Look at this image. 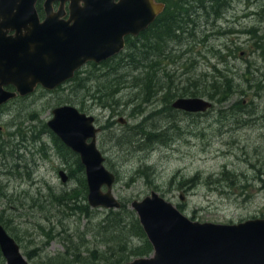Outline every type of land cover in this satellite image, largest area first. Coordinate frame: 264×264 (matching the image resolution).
Segmentation results:
<instances>
[{
  "label": "rangeland",
  "instance_id": "374dc122",
  "mask_svg": "<svg viewBox=\"0 0 264 264\" xmlns=\"http://www.w3.org/2000/svg\"><path fill=\"white\" fill-rule=\"evenodd\" d=\"M223 40L214 42L213 53H206L204 62L200 55H192V63L162 65L151 81L148 76L144 78L141 92L129 88L131 84L123 79L127 71L112 70L114 64L95 70L85 66L74 80L56 90L38 87L32 94L0 107V215L11 222L9 226L0 225L5 226L3 229L29 264H44L45 259L62 253L61 240L64 242L72 233L75 238L71 247L79 248L81 258H88L85 248L96 245L104 252L103 258L118 256L116 248L104 247L105 239L97 234L96 227L107 210L88 206L93 211L86 219L68 215L64 207L57 209L47 201V193L71 189L82 198L73 159L53 144L49 135L33 140L51 118L50 111L62 105L94 117L101 129L97 148L105 159V168L116 177L112 194L127 210L132 211L133 201L154 191L192 221L238 224L264 219V62L251 51L253 46H242L244 57L236 51L228 58L229 64L222 65L219 61L228 56L221 46ZM184 45L190 46L186 42ZM213 65L217 67L211 69ZM117 72L122 80L112 93L111 82ZM205 74L207 77L201 76ZM212 75H224L232 81L234 92L227 102L219 105L204 91L205 97H196L213 106L203 114L189 115L169 108L174 96L196 88L199 82L209 85ZM159 81L167 90L172 83L170 91L162 89L158 93ZM154 90L157 93L146 102L145 92ZM101 96L106 97L103 102L95 100ZM236 102L242 107L229 111ZM146 118V131L157 132L158 139L149 141L153 142L149 145L131 141L118 146L117 138L123 141L120 135L129 129L132 140L135 127ZM59 171L68 177L65 183L60 182ZM59 231L61 235L57 236ZM16 232L17 240L12 236ZM140 244L137 239L131 242V246ZM29 251L35 253L31 259L25 255ZM0 264H4L1 255Z\"/></svg>",
  "mask_w": 264,
  "mask_h": 264
},
{
  "label": "water",
  "instance_id": "95a60500",
  "mask_svg": "<svg viewBox=\"0 0 264 264\" xmlns=\"http://www.w3.org/2000/svg\"><path fill=\"white\" fill-rule=\"evenodd\" d=\"M65 3L67 20L62 19ZM34 4L35 0H0V106L31 94L37 85L51 91L84 64H99L118 54L124 37H137L159 11L153 0H44L39 21ZM7 86L14 91H5ZM171 106L199 114L212 104L202 98H179ZM50 114L47 129L83 168L86 204L92 209H120L112 194L116 177L105 168L97 148L101 130L95 119L69 105L55 107ZM58 177L61 183L67 180L63 171ZM131 209L152 253L126 264H264V219L238 224L192 221L154 191L133 201ZM0 255L4 264H29L1 225Z\"/></svg>",
  "mask_w": 264,
  "mask_h": 264
},
{
  "label": "trees",
  "instance_id": "16d2710c",
  "mask_svg": "<svg viewBox=\"0 0 264 264\" xmlns=\"http://www.w3.org/2000/svg\"><path fill=\"white\" fill-rule=\"evenodd\" d=\"M174 37L175 35L160 34L158 31H156L154 35L151 36L149 44L146 43V40L142 34H140L135 39L129 37L126 42V52L122 53L120 58L115 61L116 64L111 65L112 70L120 71L121 69H124L125 71H127L123 77V79L126 80L125 83H130L131 85L129 86V88L131 87V89H136L141 92L142 90H144V78L148 76V79L151 81V76L153 74H156L158 70L161 69V61L163 57L170 56V52L166 49V47L168 46L169 42L175 41L173 39ZM145 47L149 51L148 61H146L147 59H145ZM109 64L113 63H108V66ZM91 68L92 70L97 69L95 65H91ZM135 72H137L136 76H134ZM76 75H78V72L74 75L71 80H74ZM121 77V74L117 72V74L115 75V79L111 82L112 93L116 91L114 87L120 84L119 81L122 80ZM161 83V81L157 82V92L160 89L164 88L160 87ZM208 83L209 85H206V82H203L202 84L199 82L196 85V88L183 90L182 94H180V97H196L197 94L205 96L204 91H206V97H208L209 100H213V102H216L221 105L222 103L227 102L233 95L234 85L232 81L226 79L224 75H214L212 77V80H209ZM192 86L193 82L190 83V87ZM157 92L155 90L152 92H145L147 96L146 102L151 98L149 96H152V94H156ZM102 96L95 98V100H97L98 102H103L102 99H106V97ZM137 97L141 96L139 95ZM92 98H94V96H92ZM72 102L77 104L75 100ZM241 104V102H236L231 106L229 111L233 112L236 108L240 109L242 107ZM147 121L148 118L145 119L144 123L142 122L135 127L136 130L133 131L135 132L133 136V138L135 139L132 138L131 140V136H128V134H130L129 129L124 134L120 135L121 137H123V141L118 137V146L129 145L133 141H143L144 144L149 145L153 143L149 141H154L158 139L156 137L158 136L157 132L146 131L145 124ZM132 130H134V128H132ZM42 135H49L52 143L59 146L68 155L70 159H73L74 165L76 167V172H78L77 184H79V190H81L82 194V198L80 199L78 195L74 194L72 189L69 191L59 192L57 194L54 192H50L47 193V201L50 205L56 207L57 209L60 207H64L68 212V215H78L88 219L89 216L92 215L93 210H91V208H89L86 204V187L83 175V168L80 165L77 156H75L68 149H66L53 136V134L49 132L45 125H42L41 130L38 132L37 136L33 140L40 141ZM71 176L72 174H69V177ZM107 211L108 213L106 217L96 227L97 234L98 236H101L102 239H105L102 240L104 247H106L107 249L116 248V253L118 256L110 254L109 257L103 258L102 256L104 252H102L100 248H98V246L96 245L94 248H85L84 251L85 253H87L86 255L88 258H81V253H79L81 251H79V248L71 247L73 238H75V234L72 233L66 235V237L64 238V242H62L61 240V243L64 248L63 252L55 255L54 258L45 259L44 264H126L127 262H130L132 259L135 258L137 259L149 257L152 253V247L146 239V236L139 224V221L134 211L127 210L126 205L124 203H121L120 209L117 210L118 212H114L112 210ZM10 223L8 222V220L3 218L2 215H0V224L9 226ZM56 235L60 236L61 232L59 231ZM83 235L84 233L82 234V236ZM12 236L14 237V239L17 240V232L14 233V235L12 234ZM134 239L140 241L141 244L139 246H131V242ZM118 242L120 244L118 245V247H115V244ZM25 255L28 259H31L35 256V253L29 251L26 252Z\"/></svg>",
  "mask_w": 264,
  "mask_h": 264
},
{
  "label": "flooded vegetation",
  "instance_id": "af4514ba",
  "mask_svg": "<svg viewBox=\"0 0 264 264\" xmlns=\"http://www.w3.org/2000/svg\"><path fill=\"white\" fill-rule=\"evenodd\" d=\"M113 1L117 3L120 0ZM43 2L44 0H35L39 20L43 18L41 8ZM53 4L55 9L58 2L55 1ZM67 5L68 3H65L63 7V20L68 18ZM79 5L81 6V3ZM153 5L154 9L157 8L159 11L153 21L140 32L146 43H150V38L156 31L160 34L175 35L173 38L175 41L170 42L166 47L170 52V56L163 57L162 65L192 63V60H194L192 55H195V57L200 55V59L204 62L207 60L206 53L212 55L214 42L222 37L224 40L221 46H224L228 52L227 58L219 61L222 65H228V58L231 57V54L235 55L236 51H239V57H244L245 53L242 46H253L251 51H255L257 56L264 62V0H153ZM128 38L127 36L124 37V46ZM189 39H191V43ZM184 42L193 47L185 46ZM171 43L173 44L170 46ZM121 52L99 64L88 63L85 66L95 65L99 68L101 65L107 66L110 62L115 64V61L120 58ZM145 59H147L146 61L149 60V51L146 47ZM215 67L217 65L211 66V69ZM201 76L207 77V74ZM171 86L172 83H168V90L167 88L162 89L169 92ZM36 88L38 86L33 89L32 93ZM3 89L8 92L14 91L11 86ZM16 98L23 97L16 96L6 103Z\"/></svg>",
  "mask_w": 264,
  "mask_h": 264
},
{
  "label": "bare ground",
  "instance_id": "6f19581e",
  "mask_svg": "<svg viewBox=\"0 0 264 264\" xmlns=\"http://www.w3.org/2000/svg\"><path fill=\"white\" fill-rule=\"evenodd\" d=\"M213 76V75H212ZM217 81V80H216ZM169 114V113H168ZM111 130V129H110Z\"/></svg>",
  "mask_w": 264,
  "mask_h": 264
}]
</instances>
